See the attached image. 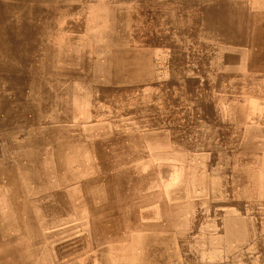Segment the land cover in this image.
Listing matches in <instances>:
<instances>
[{"label": "rangeland", "instance_id": "1", "mask_svg": "<svg viewBox=\"0 0 264 264\" xmlns=\"http://www.w3.org/2000/svg\"><path fill=\"white\" fill-rule=\"evenodd\" d=\"M0 43V264H264V0H0Z\"/></svg>", "mask_w": 264, "mask_h": 264}, {"label": "bare ground", "instance_id": "2", "mask_svg": "<svg viewBox=\"0 0 264 264\" xmlns=\"http://www.w3.org/2000/svg\"><path fill=\"white\" fill-rule=\"evenodd\" d=\"M51 3H52V2H51ZM17 4H18V3H17ZM26 10H28V9H26ZM20 12H21V11H20ZM20 12H19V13H20ZM23 13H24V12H23ZM23 13H22V14H23ZM31 14H32V13H31ZM23 15H24V14H23ZM29 17H30V16H29ZM39 18H40V17H39ZM31 21H32V20H31ZM35 21H36V20H35ZM44 21H45V20H44ZM29 22H30V21H29ZM36 22H37V21H36ZM35 24H36V23H35ZM4 25H5V24H4ZM26 25H28V24H26ZM36 25H37V24H36ZM7 26H8V25H7ZM3 27H4V26H3ZM28 27H29V26H28ZM41 27H42V26H41ZM6 29H7V28H6ZM22 29H23V28H22ZM43 29H44V28H43ZM5 31H6V30H5ZM44 31H45V30H44ZM26 33H27V32H26ZM6 34H7V33H6ZM8 34H9V33H8ZM12 37H13V36H12ZM29 38H30V37H29ZM32 42H33V41H32ZM0 44H1V43H0ZM35 46H36V45H35ZM5 47H6V46H5ZM8 48H9V47H8ZM10 49H11V48H10ZM27 50H28V49H27ZM33 50H34V48H33ZM30 51H31V49H30ZM52 54H53V53H52ZM16 57H17V56H16ZM7 75H8V74H7ZM30 84H31V83H30ZM7 85H8V84H7ZM9 85H11V84H9ZM36 85H37V84H36ZM36 85H35V87H36ZM50 87H51V86H50ZM30 90H31V89H30ZM34 91H35V90H34ZM11 92H12V91H11ZM29 93H30V91H29ZM9 95H10V94H9ZM30 95H31V94H30ZM42 95H43V94H42ZM44 97H45V96H44ZM47 97H48V96H47ZM9 99H10V98H9ZM36 102H37V101H36ZM45 112H46V111H45ZM49 112H50V110H49ZM55 112H56V111H55ZM47 113H48V111H47ZM40 115H41V114H40ZM48 115H49V114H48ZM45 117H46V116H45ZM45 117H44V118H45ZM49 118H50V117H49ZM49 118H48V119H49ZM51 119H52V118H51ZM54 119H55V118H54ZM54 119H53V120H54ZM49 120H50V119H49ZM46 121H47V119H46ZM51 121H52V120H51ZM1 134H2V133H1ZM1 136H3V135H1ZM5 142H6V141H5ZM61 157H62V155H61ZM63 157H64V156H63ZM37 159H38V158H37ZM0 160H1V159H0ZM35 160H36V159H35ZM61 160H62V159H61ZM5 165H6V164H5ZM12 169H13V168H12ZM13 170H14V169H13ZM32 172H33V171H32ZM8 173H9V172H8ZM13 173H14V172H13ZM62 173H63V172H62ZM15 174H16V173H15ZM86 190H87V189H86ZM77 196H78V195H77ZM81 198H82V197H81ZM77 204H78V203H77ZM2 209H3V208H2ZM19 209H20V208H19ZM5 214H6V213H5ZM20 214H21V213H20ZM11 215H12V214H11ZM1 216H2V215H1ZM5 216H6V215H5ZM7 219H8V218H7ZM247 219H248V218H247ZM1 223H2V221H1ZM11 226H12V225H11ZM66 226H67V225H66ZM9 227H10V225H9ZM9 227H8V228H9ZM60 227H61V226H60ZM62 227H63V226H62ZM12 228H13V227H12ZM55 228H56V227H55ZM57 228H59V227H57ZM8 230H9V229H8ZM49 231H50V233H52V232H51L52 230H49ZM55 231H56V229H55ZM59 231H60V230H59ZM57 234H58V233H57ZM9 241H10V240H9ZM3 245H4V244H3ZM16 248H17V247H16ZM9 249L13 250L14 248H13V249H12V248H9ZM14 250H15V249H14ZM19 250H20V249H19ZM8 251H9V250H8ZM2 252H3V251H2ZM5 252H6V251H5ZM5 252H4V253H5ZM13 253H14V252H13ZM7 254H8V253H7ZM11 254H12V253H11ZM7 256H8V255H7ZM132 264H133V263H132Z\"/></svg>", "mask_w": 264, "mask_h": 264}]
</instances>
